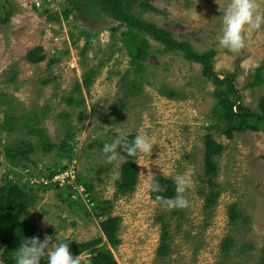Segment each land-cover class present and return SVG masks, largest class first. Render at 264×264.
Returning a JSON list of instances; mask_svg holds the SVG:
<instances>
[{
    "label": "rangeland",
    "instance_id": "1",
    "mask_svg": "<svg viewBox=\"0 0 264 264\" xmlns=\"http://www.w3.org/2000/svg\"><path fill=\"white\" fill-rule=\"evenodd\" d=\"M38 1L0 0V187L8 179L33 197L34 206L24 220L54 243L69 242L72 256L80 255L84 264H91L89 253L75 245L100 238L108 247L100 228L108 216L120 219V244L111 249L118 264H219L221 243L227 237H234L235 250L225 264H264V131L225 137L224 123L215 116L214 85L203 76L202 67L180 54L166 53L147 36L150 49L142 62V78L137 80L140 87L134 90L136 77L122 24L98 9L81 14L68 1L36 7ZM146 2L151 9L133 8L137 17L176 41L188 42L198 53L214 51V72L220 78L235 75L233 85L243 106L262 113L264 25L247 31L246 46L232 53L218 44L229 0ZM256 2L264 14V0ZM65 10L70 11L67 19ZM35 48H41L45 58L39 64L26 60ZM259 68H263L262 85L244 90ZM89 71L94 76L87 88L83 79ZM76 83L79 93L74 90ZM169 92L176 97L169 98ZM71 96L79 106L66 103ZM7 117L13 119L11 131L4 123ZM30 129L41 131L42 136L29 134ZM121 133L127 137L147 133L154 144L150 155L132 157L138 179L126 196L115 195L123 162L109 164L102 152L103 145ZM206 134L223 146L213 184L220 194L207 212L200 192L208 191L202 160ZM44 140L47 145L42 148ZM27 142L34 151L7 159L6 150L25 149ZM68 147L75 155L72 159L65 152ZM64 165L89 184L99 210L86 206L85 199L84 205L70 204L54 188L33 183ZM152 175L173 181L177 175L188 176L192 181L185 193L189 206L175 209L178 212L170 217L172 209L152 200L145 188ZM231 205L240 213L235 226L229 218ZM161 220L169 225L170 234L169 256L164 259L157 255ZM244 245L246 251L237 254Z\"/></svg>",
    "mask_w": 264,
    "mask_h": 264
},
{
    "label": "trees",
    "instance_id": "2",
    "mask_svg": "<svg viewBox=\"0 0 264 264\" xmlns=\"http://www.w3.org/2000/svg\"><path fill=\"white\" fill-rule=\"evenodd\" d=\"M67 1L70 4H73L74 10L78 13L87 14V11H91V9H98L126 28V31L122 34V36L127 54L130 57L132 73L136 77L135 83L132 84V88H134V90H137L140 87V84L137 80H141L142 78V72H144L142 62L146 60L150 49L148 41L145 38L147 36L151 40L162 45L165 48L166 53L180 54L187 62L198 64L202 67L203 76L214 85L213 97L216 101L215 116L218 122L224 123L222 133L225 137L231 139L235 133H257L264 131V98L260 99V109L262 110V113L245 108L243 106L239 91L233 85L235 75L220 78L214 72L212 63V60L215 56L214 51L198 53L194 51L188 42L176 41L167 31L159 29L155 25L141 20L133 13V8L136 6H139L142 10L147 8L151 9V7L147 5L146 0H75V3H73V0ZM10 14L11 12H8V16H6V19L3 21L4 23L8 21ZM69 14L70 11H64L65 19H67ZM26 60L33 64H39L43 62L45 58L42 55V49L35 48L31 50L27 54ZM262 70L263 68L257 69L256 74L253 77V81L246 84L244 90H252L259 88L262 85V78L260 75ZM93 76L94 72L92 71L85 73L83 79V84L85 87H90ZM13 80L14 76H10V81ZM74 90L77 93L81 91L79 83L75 84ZM168 97L174 98L176 95L174 92H169ZM78 102L72 96L66 99V103L68 105L79 106ZM4 121L7 127H11L13 124V119L10 117L5 118ZM24 125L26 126V124ZM12 127L8 131L13 130ZM28 132L29 134H37L40 137L42 136L41 131L30 129ZM134 137V135H129V142H131ZM203 144L204 151L202 160L204 179H206V188H208V191H206L205 188H202L200 192L204 200L203 210L207 212L216 206L217 199L219 198L220 194L217 190H215V186H213V184L218 172L216 159L221 155L223 146L218 143L210 134H206L204 136ZM25 145H27L25 149L28 150L20 148H9L6 150L7 159L11 160L17 155L27 156L28 153L34 151L31 143L27 142ZM46 145L47 144L44 140V142H42V148ZM48 147L51 148L52 146L49 145ZM62 147H65V143H63ZM65 152L70 159L75 156L70 147H68ZM122 153L125 155L127 162L122 163L119 171V177L115 181L116 196H126L131 194L137 185L138 179L137 164L134 162L132 157L128 158L126 153ZM1 155L2 154L0 152V157ZM23 166L25 170H28L27 165ZM66 167L67 166L64 165L62 169H66ZM54 172H50L47 178L53 176ZM155 178L157 182L166 190L162 193H150L152 200L157 201L155 199L156 195H162L166 198H172L175 196V181L162 176H157ZM77 182L82 183L86 191L89 193L91 189L89 184L83 182L81 178H78ZM39 187L44 186L39 185ZM47 188H54L60 194V196L70 204L84 205L79 200H72L71 197L73 193H76V191L69 187L63 189L57 185H50ZM90 199L94 203L93 209L99 210V203L94 198H92L91 195ZM33 206V197L27 193L23 187L19 186L17 183H14V181L7 179L5 184L0 187V250L3 251L1 254V261L3 264H15L17 251L20 247V244L23 243V239H30L32 237H39L40 240L44 239L45 236L40 233L36 227L23 218L27 214L28 209ZM171 212L172 213L170 217H174L178 211L172 209ZM239 217L240 213L237 211L236 206L231 205L229 207V218L231 224L234 226L237 225ZM119 220L120 219L117 217L108 216L100 224L101 231L108 243V247L106 244H101L102 239L100 238L89 243L75 245L81 251L89 253V260L91 264H118L114 259L111 249L118 247L120 244V240L117 236ZM160 223L161 236L157 255L159 259H164L169 256L170 234L169 225L164 220H161ZM244 248H246L245 245L239 248L237 250V254L244 253L246 251ZM234 250V237L225 238L221 243L222 262L219 264L227 263L231 252ZM262 260L264 261V257ZM40 264H47V260L42 259Z\"/></svg>",
    "mask_w": 264,
    "mask_h": 264
},
{
    "label": "clouds",
    "instance_id": "3",
    "mask_svg": "<svg viewBox=\"0 0 264 264\" xmlns=\"http://www.w3.org/2000/svg\"><path fill=\"white\" fill-rule=\"evenodd\" d=\"M221 22L222 33L218 37L219 46L232 53H238L246 46L245 33L260 29L264 25V14L258 11L256 0H229ZM153 146L154 144L147 133L137 134L131 142L127 135L121 133L112 142L105 143L102 152L106 162L112 164L116 161L127 162L125 156L117 151L118 148L129 158L136 157L138 154L150 155ZM191 183L188 176L177 175L175 177V196L166 198L156 195L155 199L170 209L187 208L189 200L185 193ZM145 188L149 193H162L166 190L157 182L154 175L146 179ZM0 252L3 251L0 250ZM42 259H46L47 264H84L80 255L72 256L69 242L54 243L52 237L49 236H45L43 240H40L39 237L23 239V243L20 244L17 251L15 264H40Z\"/></svg>",
    "mask_w": 264,
    "mask_h": 264
},
{
    "label": "built area",
    "instance_id": "4",
    "mask_svg": "<svg viewBox=\"0 0 264 264\" xmlns=\"http://www.w3.org/2000/svg\"><path fill=\"white\" fill-rule=\"evenodd\" d=\"M51 1L60 2L62 3L65 0H41L36 3V7L45 6ZM72 166V165H71ZM48 177V176H47ZM41 178L40 182L34 181V184L43 185L44 187H49L50 185H57L60 188H71L76 191L73 193L72 200H79L81 202L86 201V206L93 207L94 203L90 199V193L86 191V189H82L83 185L77 182L78 175L76 174L75 170L72 169L70 166H67L66 169L58 168L53 176L50 178ZM34 177H30V180Z\"/></svg>",
    "mask_w": 264,
    "mask_h": 264
}]
</instances>
